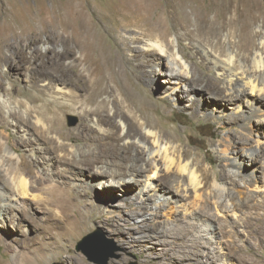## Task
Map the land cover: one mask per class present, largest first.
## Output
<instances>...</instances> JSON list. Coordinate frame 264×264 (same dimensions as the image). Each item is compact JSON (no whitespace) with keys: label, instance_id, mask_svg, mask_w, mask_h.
I'll return each instance as SVG.
<instances>
[{"label":"bare ground","instance_id":"bare-ground-1","mask_svg":"<svg viewBox=\"0 0 264 264\" xmlns=\"http://www.w3.org/2000/svg\"><path fill=\"white\" fill-rule=\"evenodd\" d=\"M64 1L59 5L57 12L39 15L42 16L40 24L45 30L49 29V26L63 30L73 27L76 37L81 38L77 44L82 58L66 64L65 60L70 59L74 53L70 38L57 36L54 30L49 31L50 35L47 37L49 43H61L65 47L62 53L57 54L63 73H73L78 66L87 65L86 87L89 95L85 103L97 107L89 108L82 103L73 108L86 120L92 114H101L110 107L107 100L98 102L100 97H116L112 117L101 115L93 122V126L84 124L82 132L78 134L65 129L60 110L47 106L46 111L38 112L36 123L32 125L35 135L46 145L42 148L43 154L50 155L47 157V165H55V159L58 164L68 163L76 169L81 178L82 184L72 188L77 194L72 200L77 201L83 193L89 195L91 187L102 190L105 195L118 190L127 194L128 189L137 188L135 194L124 195V202L138 199L158 200L153 206L149 220L140 217L139 213L133 210L132 214L140 220V225L129 229L130 231L118 230L124 250L130 247L135 252L139 251L138 264H264L259 259L239 260L236 256L237 253L247 250L246 246L239 244L242 234L251 242L264 241V191L261 194L256 193L264 189V175H260L264 163L259 160L264 150V33L253 28L257 20L254 15L251 16L255 9L264 14V0H210L212 4H221L222 13H232L231 19L216 23L199 16V43L194 42V45L216 70L219 77L216 80L196 78L194 68L187 62V52L182 47L179 52L174 50L168 42L171 31L167 25V14L169 10L179 14L177 11L183 8V2L175 1L170 4L168 10L163 11L159 0H121L124 8L112 7L109 10L103 8L102 4L89 6L80 4L78 0ZM10 9L2 14L0 37H5L3 46L5 43L4 47H8L11 54L8 57L0 55V65L9 64L12 71H20L24 60L32 61L43 57V52L39 49L42 39L35 28L34 17L24 23L20 35L10 38L16 25ZM95 9L104 12L98 13ZM94 19H98V22ZM188 23L184 17L174 30L178 27L186 28ZM6 26L12 27L10 36L3 29ZM101 27L112 31L114 39L117 40L118 48H115L116 53L112 56L103 51L105 38ZM122 32L125 36H121ZM138 35L144 39L137 38ZM138 40H141L143 46L132 47L131 43ZM3 46L0 45V53ZM30 49L34 53L28 56L25 52ZM97 51L102 53L100 63L107 69L108 74H105L103 69L96 74L95 65L98 60L93 56ZM127 52L139 57L136 77L149 85H152L155 77L147 71L148 67L155 62L166 64V76L168 83L174 87L172 90H182V98L179 94L174 95V92L172 98L176 99L180 106L189 102V105L184 107H189L194 115L201 109L210 107L214 114L223 115L222 117L226 116L229 110L243 113L242 128L248 137L243 150L250 158V168L239 164L237 157L231 158L229 167L233 168L222 171L220 178L206 168L204 161L197 155L193 158L191 149L185 147L186 144L177 133L171 134L152 121L148 117L150 89L143 90L146 95L138 97L128 87L122 77V71L117 70V67L124 64H133L134 58L129 57ZM0 74L2 78L5 76L4 79L9 80L10 85L16 82L9 72ZM39 82L37 80L34 85H39ZM219 82L223 87L220 88ZM43 86L53 88L56 85L48 82ZM2 87L0 80V88ZM205 94L211 96V104L205 97H199ZM11 116L18 118L15 127L18 131L21 125L30 124L29 118H24L17 112H12ZM0 118L4 124H8L6 116ZM78 139L82 142L78 143ZM188 140L190 147L191 143H200L202 138L188 134ZM14 141L18 144L33 142L31 138L23 136ZM221 146V154L228 157L230 143L225 139ZM3 152L0 159L2 181L10 175V168L5 161H14L16 158L15 153L5 147ZM38 160L39 157L36 156L33 163ZM237 167L242 171L235 170ZM211 174L214 181L211 180ZM21 175L19 193L9 194L0 187V199L5 202L3 211H21L25 207L26 203L22 197L29 194L32 184L26 179L25 173ZM223 177L230 180L234 188L221 185ZM241 177L245 182L236 183L237 178ZM62 189L64 190L58 185L52 192H61L59 190ZM66 191L68 192V189ZM7 202L9 204H6ZM110 203L109 198L98 200V205L101 206ZM75 228L71 231H75ZM72 234L68 233L69 239ZM37 251L40 256L36 260L26 259V263L20 258L21 252H16L13 263H44L45 252L38 248ZM251 255L254 256V253ZM70 262L86 264L74 256L68 258V263ZM128 262V258L123 255L111 264Z\"/></svg>","mask_w":264,"mask_h":264},{"label":"rangeland","instance_id":"rangeland-1","mask_svg":"<svg viewBox=\"0 0 264 264\" xmlns=\"http://www.w3.org/2000/svg\"><path fill=\"white\" fill-rule=\"evenodd\" d=\"M23 1H1L0 22L2 21V14L4 15L6 10L11 8L10 10L14 14L13 22L16 24L15 32L10 36L12 27L6 26L3 29L7 31V35L10 38H13L15 35H20L21 31H23L24 23L29 22L30 18L34 17L35 28L38 30L42 39L39 49L40 51L42 50L43 57L32 61L24 60L22 62L23 68L20 71H12L9 64L1 63L0 65V73L9 72L12 79L16 80L13 85H10L9 80L7 78L4 79L5 76L2 78L0 74V80L3 85L0 88V116H6L8 121V124H4L0 118V159L4 154V147L12 153H15L16 156L14 161H5L7 167L10 168V175L5 177V179L7 178L6 180H0V187L9 192V194L17 193L20 190L21 174L24 175V173L26 174V179L32 184V187L29 188V194L26 197H22L23 202L26 204L21 211L14 209L3 211L2 206L5 202L0 199V264H14L13 257L19 251L21 252V256H23H20L23 263H26V259L30 258L36 260L40 256L37 248L43 250V253L45 252L46 260L42 264H71L72 262L68 263V258L71 256L83 260L86 264H102L90 261L85 250L102 260L108 251H111L109 259L105 264H111V262L119 260L123 255L129 260L127 264H138L139 251L135 252L130 247L124 250L120 241L121 234L118 230L130 231L129 229L132 230L133 227L140 225V220H137L132 214L133 210L138 212L140 217L150 219L153 206L157 204L158 200L146 201L144 199H138L124 202L122 200L124 195L135 194L137 188L128 189L127 194H123L121 190H118V192L105 195L102 190L91 187L89 195L83 193L77 201H73L72 198H76L77 194L72 188L82 184L81 178L77 175L76 169H73L68 163L58 164L55 159V165H47V157H50V155L43 154L42 148L46 147V145L43 140H39L35 135L34 127L32 126L36 123L39 116L38 112L46 111L47 106L60 110L65 129L78 134L82 132L83 126H85L84 124L93 126V122L99 116L112 117L114 111L113 102L116 97L114 95L111 97L107 95L100 97L98 102L107 100L110 107L101 114H92L86 120L81 118L74 109L75 107H79L82 103L89 108L95 109L97 107L85 103L89 95L86 87L87 65L83 64L80 67L78 66V69H74L73 73H63L57 54L59 52L62 53L61 51H64L65 47L61 43H49L47 37L50 35L49 31L52 32L54 30L57 36L70 38V45L74 53L70 59L65 60L66 64L73 62L75 59H80L82 56V52L78 47L81 38L76 37L73 27L63 30L60 27L54 28L49 26V29L45 30L40 24L42 22V16L39 14L44 16L47 12H57L59 5L65 1ZM175 1L183 2V8L177 11L179 14H174L170 10L167 14V25L171 31L168 42L171 43L174 50L179 52L180 47H182L187 52V62L194 68L196 78L206 77V79H219L216 70L199 53V48L194 45V42L199 43L200 33L197 31V24L199 22V16L208 18L211 22L219 23L230 20L232 13H222L221 4H212L210 0H159V3L164 11L165 9L168 10L171 7L170 4ZM78 2L82 5L89 6L102 4L106 10L112 7L124 8L121 0H78ZM36 12L37 14H35ZM97 12L102 13L104 10H97ZM253 15L254 19L256 18L257 20L253 28L255 30H262L264 33V14H260L255 9L251 16ZM184 17L189 21L186 24V28L178 27L174 30V27L180 21H183ZM94 20L98 22V19ZM101 28L105 38L103 51L104 53L107 52V55L112 56V54L114 55L116 53L115 48H118L117 40L114 39V33L112 31L110 32L104 27ZM1 31L2 28L0 27ZM121 36H125V33L122 32ZM138 37L140 36L138 35ZM4 38L3 36L0 37V45L2 46ZM142 38L140 37V39ZM138 41L131 43V46L142 47L143 43L141 40ZM4 46L0 55L8 57L11 52L8 47ZM33 53L34 51L31 49L25 52L28 56H31ZM101 54L97 51L93 56L94 59L98 60L95 65L97 70L96 74L102 69L105 74H108L107 69L101 66ZM127 55L134 58L132 59L134 60L133 64H124L125 66L117 67V70L122 71V77L125 79L128 87L138 97L145 96L146 94H144L143 90L148 91L150 89L148 95L150 99L148 102V117L152 121L158 123L159 126L161 125L162 129L171 134L177 133V136L186 144L185 147L191 149L193 158L197 155L201 161H204L205 167L212 170L216 175H219L220 178L222 171L227 168H233L232 166L229 167V159L231 158L237 157L239 164L243 165V167L250 168V158L243 150L244 142L248 139L242 128V122L244 121L243 113L231 112L229 110L226 116L222 117L223 115L219 116V114H214L212 107H210L208 109H201L194 115L189 107H184L185 105L188 106L189 102H185V105L180 106L177 100L172 98L176 94H179L182 98V90H172L174 87L168 83L166 76V64L155 62L148 67L147 71L153 73L155 77L152 85H149L143 79H137L136 77V69L138 61H140L139 57H135L131 52H127ZM17 56L21 57L20 55ZM37 80L40 82L36 86L34 82ZM48 82H52L56 86H53V88L43 86ZM219 84L220 88L223 87L221 82ZM172 92L175 94L172 95ZM199 97H205L207 102L211 104V96L205 94L204 96L199 95ZM77 109L78 111L80 110L79 108ZM12 112H17V114L24 118H29L30 126L21 125L18 131L15 128L18 118L11 116ZM188 134L199 135L202 141L198 144L191 143L189 147ZM19 136L31 138L33 142L30 144L27 142L24 144L15 143L14 140ZM225 139L231 145L228 157L221 154V148H223L221 145ZM190 140L193 139L190 138ZM77 142L81 143L82 141L78 139ZM36 156L39 157V160L37 163H33ZM43 157L46 158L44 159ZM52 157L54 158V154ZM259 160L261 163H264V150L260 154ZM239 168L237 167L235 170L242 171ZM162 174L164 175V173ZM260 175H264V169H262ZM211 180L214 181L212 174ZM220 182L221 185L234 188L227 178L223 177ZM241 182L244 183L245 180L242 177L237 178L236 183L239 184ZM58 185L64 188V190H59L61 192H52ZM67 189L69 193L66 191ZM77 189L79 190L80 188ZM263 191L264 189H261L256 191V193L261 194ZM208 192L209 190H207ZM102 198H109L111 200L110 205H98V200H102ZM144 201L145 203L143 204L142 202ZM59 202L61 203L58 204ZM6 204L9 203L7 202ZM11 204L13 205V203ZM12 217L13 219H11ZM219 220L217 222L218 224L220 222ZM126 224L129 226L127 227ZM72 228H75V231H71ZM68 233H73L70 239ZM262 238H264V234ZM262 243L258 241L251 242L242 234L239 244L246 246L247 250L237 253V259H259L264 262V243ZM251 253H254V256Z\"/></svg>","mask_w":264,"mask_h":264},{"label":"water","instance_id":"water-1","mask_svg":"<svg viewBox=\"0 0 264 264\" xmlns=\"http://www.w3.org/2000/svg\"><path fill=\"white\" fill-rule=\"evenodd\" d=\"M84 244V243H83ZM85 252H87V255L89 256L90 261L93 262H98V263H102L105 264L107 262V260L109 259V255L111 251H108L107 255L105 256V258L102 260L101 258H97L95 257L96 255H91L89 251L85 250Z\"/></svg>","mask_w":264,"mask_h":264}]
</instances>
